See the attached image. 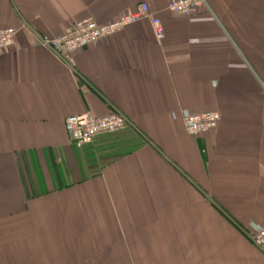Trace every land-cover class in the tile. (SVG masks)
Masks as SVG:
<instances>
[{"label": "crops", "instance_id": "1", "mask_svg": "<svg viewBox=\"0 0 264 264\" xmlns=\"http://www.w3.org/2000/svg\"><path fill=\"white\" fill-rule=\"evenodd\" d=\"M0 0V264H264V0ZM150 19L63 56L77 21ZM185 111L219 126L187 134ZM128 125L77 147L73 115Z\"/></svg>", "mask_w": 264, "mask_h": 264}, {"label": "built area", "instance_id": "2", "mask_svg": "<svg viewBox=\"0 0 264 264\" xmlns=\"http://www.w3.org/2000/svg\"><path fill=\"white\" fill-rule=\"evenodd\" d=\"M204 5H206L205 0H169L167 9L174 15L192 16L197 14ZM144 19H150L157 39L162 40L165 31L161 19L153 16L149 5L143 3L137 6L134 11L108 24H99L93 17L77 21L53 43L61 55L68 56L70 53L112 37ZM15 35L16 30L14 28H0V54L8 51L14 45ZM182 118L185 130L191 137H200L215 130L221 121V115L216 111L202 113L185 111ZM127 125V118L123 114L115 112L105 117H96L90 113L73 115L65 121L67 132L73 143L79 148L91 145L100 134L116 133ZM251 241L264 253V227L251 237Z\"/></svg>", "mask_w": 264, "mask_h": 264}, {"label": "water", "instance_id": "3", "mask_svg": "<svg viewBox=\"0 0 264 264\" xmlns=\"http://www.w3.org/2000/svg\"><path fill=\"white\" fill-rule=\"evenodd\" d=\"M52 45V47H54V48H56L57 49V46L53 43V44H51Z\"/></svg>", "mask_w": 264, "mask_h": 264}, {"label": "trees", "instance_id": "4", "mask_svg": "<svg viewBox=\"0 0 264 264\" xmlns=\"http://www.w3.org/2000/svg\"><path fill=\"white\" fill-rule=\"evenodd\" d=\"M199 12V11H198ZM196 15V14H195ZM193 16V15H192Z\"/></svg>", "mask_w": 264, "mask_h": 264}]
</instances>
